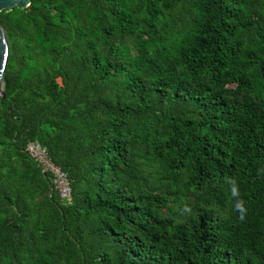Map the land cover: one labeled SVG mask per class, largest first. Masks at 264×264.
<instances>
[{"label": "trees", "instance_id": "trees-1", "mask_svg": "<svg viewBox=\"0 0 264 264\" xmlns=\"http://www.w3.org/2000/svg\"><path fill=\"white\" fill-rule=\"evenodd\" d=\"M0 25V264H264V0H31Z\"/></svg>", "mask_w": 264, "mask_h": 264}, {"label": "built area", "instance_id": "built-area-1", "mask_svg": "<svg viewBox=\"0 0 264 264\" xmlns=\"http://www.w3.org/2000/svg\"><path fill=\"white\" fill-rule=\"evenodd\" d=\"M25 149L40 165L42 171L50 173L51 179L58 189L60 197L68 200L71 194V187L67 178V173L60 165L51 160L47 148L35 140H29Z\"/></svg>", "mask_w": 264, "mask_h": 264}, {"label": "water", "instance_id": "water-1", "mask_svg": "<svg viewBox=\"0 0 264 264\" xmlns=\"http://www.w3.org/2000/svg\"><path fill=\"white\" fill-rule=\"evenodd\" d=\"M30 2L31 0H0V10L5 8L11 9L14 5L25 8L30 4ZM8 51L9 48L6 33L0 25V97L2 98L5 97L2 76L8 57Z\"/></svg>", "mask_w": 264, "mask_h": 264}, {"label": "clouds", "instance_id": "clouds-1", "mask_svg": "<svg viewBox=\"0 0 264 264\" xmlns=\"http://www.w3.org/2000/svg\"><path fill=\"white\" fill-rule=\"evenodd\" d=\"M233 193L235 194V192H236V188H235V186H233Z\"/></svg>", "mask_w": 264, "mask_h": 264}]
</instances>
